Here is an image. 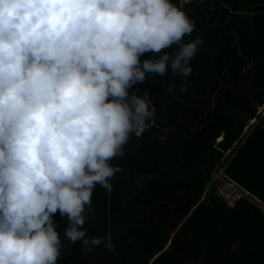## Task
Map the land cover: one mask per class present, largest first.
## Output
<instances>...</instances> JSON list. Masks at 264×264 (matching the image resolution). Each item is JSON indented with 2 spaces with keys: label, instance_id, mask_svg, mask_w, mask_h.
I'll use <instances>...</instances> for the list:
<instances>
[{
  "label": "clouds",
  "instance_id": "9594fccd",
  "mask_svg": "<svg viewBox=\"0 0 264 264\" xmlns=\"http://www.w3.org/2000/svg\"><path fill=\"white\" fill-rule=\"evenodd\" d=\"M195 30L173 0H0V264H57V213L84 254L115 250L110 231L88 237L86 208L155 119L150 93L129 90L186 80Z\"/></svg>",
  "mask_w": 264,
  "mask_h": 264
},
{
  "label": "trees",
  "instance_id": "16d2710c",
  "mask_svg": "<svg viewBox=\"0 0 264 264\" xmlns=\"http://www.w3.org/2000/svg\"><path fill=\"white\" fill-rule=\"evenodd\" d=\"M173 3L195 21L184 42L204 43L186 80L148 74L129 90L150 93L155 119L112 161V189L96 186L84 225L89 238L110 231L115 250L84 254L64 236L68 220L57 213V264H264V113L231 148L253 103H264V0ZM216 171L256 203L242 198L226 207L209 184Z\"/></svg>",
  "mask_w": 264,
  "mask_h": 264
},
{
  "label": "built area",
  "instance_id": "2783aa9c",
  "mask_svg": "<svg viewBox=\"0 0 264 264\" xmlns=\"http://www.w3.org/2000/svg\"><path fill=\"white\" fill-rule=\"evenodd\" d=\"M210 184L214 187L215 194L228 208L233 207L236 201L241 198H245L248 202H251L250 198L246 197V193L242 192V189L233 181L223 177L220 171L212 174Z\"/></svg>",
  "mask_w": 264,
  "mask_h": 264
},
{
  "label": "rangeland",
  "instance_id": "374dc122",
  "mask_svg": "<svg viewBox=\"0 0 264 264\" xmlns=\"http://www.w3.org/2000/svg\"><path fill=\"white\" fill-rule=\"evenodd\" d=\"M246 87H248V82H247V86H246ZM263 111H264V103L261 104V106H259V107L256 108L254 115H251L250 117H248L247 119L244 120L245 126H244V128H243V130H242L240 136H239L238 139H237L238 141L234 142V143L232 144V147H231V148L236 147L237 145H239L237 142H240V143H241L240 140L243 138V134L246 135L247 132L250 130V127L253 125V119H254L253 117H255L256 114H259V113L262 114ZM220 138H221V137H219V139H217L215 142H218V141L220 140ZM229 151H230V149L227 150V151H225V152H223V156L231 155L232 152H230V154H228ZM216 172H218V171H216ZM137 182H138V184L143 183V181L140 180V179H138ZM250 201H251V203H256V200L253 199V198H250ZM258 209L261 210V212H264V206L260 205V206L258 207ZM178 216H179V215H178ZM198 264H199V263H198Z\"/></svg>",
  "mask_w": 264,
  "mask_h": 264
},
{
  "label": "water",
  "instance_id": "95a60500",
  "mask_svg": "<svg viewBox=\"0 0 264 264\" xmlns=\"http://www.w3.org/2000/svg\"><path fill=\"white\" fill-rule=\"evenodd\" d=\"M253 107L254 108H257V104L256 103H253ZM251 114H253V112Z\"/></svg>",
  "mask_w": 264,
  "mask_h": 264
},
{
  "label": "bare ground",
  "instance_id": "6f19581e",
  "mask_svg": "<svg viewBox=\"0 0 264 264\" xmlns=\"http://www.w3.org/2000/svg\"><path fill=\"white\" fill-rule=\"evenodd\" d=\"M241 199H242V198H241ZM239 200H240V199H239ZM239 200H238V201H239ZM236 202H237V201H236ZM233 206H234V205H233ZM231 208H232V207H231Z\"/></svg>",
  "mask_w": 264,
  "mask_h": 264
}]
</instances>
